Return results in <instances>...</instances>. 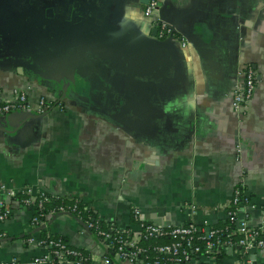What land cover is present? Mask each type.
I'll return each mask as SVG.
<instances>
[{
	"label": "crops",
	"instance_id": "obj_1",
	"mask_svg": "<svg viewBox=\"0 0 264 264\" xmlns=\"http://www.w3.org/2000/svg\"><path fill=\"white\" fill-rule=\"evenodd\" d=\"M29 1L46 10L62 7L57 0ZM83 1L69 4L64 18L51 16L52 26L102 21L106 31L117 32L74 31L76 40H63L52 61L41 52L31 58L0 53V98L24 88L32 108L40 97L57 103L0 117V207L9 213L0 221V264H30L42 254L25 236H40L43 228L87 252L88 264L111 255L68 211H54L32 227V210L20 199L25 187L77 196L120 229L137 228L136 207L158 224L191 220L206 230L227 218L241 182L248 201L239 204L238 218L264 227V0H157L184 45L153 34L138 0ZM4 10L1 24L11 15ZM110 46L115 49L107 51ZM248 64L257 81L238 114L231 90ZM222 247L221 264L242 263V247ZM247 250L251 264H264V247ZM212 259L195 253L189 264Z\"/></svg>",
	"mask_w": 264,
	"mask_h": 264
},
{
	"label": "built area",
	"instance_id": "obj_2",
	"mask_svg": "<svg viewBox=\"0 0 264 264\" xmlns=\"http://www.w3.org/2000/svg\"><path fill=\"white\" fill-rule=\"evenodd\" d=\"M143 14L150 17L151 27L156 30V35L161 38H167L171 36L172 39L178 41L181 45L185 44V39L172 25L165 20L159 12V3L157 0H148L143 4ZM242 78L237 81L232 88L231 105L235 112L242 113L243 107L250 100L257 81L256 69L248 64L242 69ZM51 101H47L44 97H40L36 108H32L28 99L27 91L24 88L16 89L9 97L0 98V116H4L12 111L21 110H44L49 107H54L56 104L51 105ZM243 185L241 182L237 183L234 187V193L231 201V205L228 209L227 218L230 225L233 227L228 232L240 233L241 237L236 240L237 244L243 249L242 263L251 264V258L248 254V248L250 246L264 247V238L260 237L259 233L262 228H255L246 225L245 221L238 218V206L243 201H248L242 194ZM23 194L26 197L22 199L29 207L35 206V199L39 196V206L42 205V201L48 198V195L44 193L32 192L29 187L22 188ZM10 194H15L14 191H10ZM72 197V196H67ZM78 199L74 201L77 202ZM76 207V203L72 208ZM194 206L190 205L192 209ZM59 211H68L64 206H59ZM51 211L48 214H51ZM134 221L137 224V228L120 229L116 227L112 222H106L105 228H99L101 224V218H97L91 221H85L86 226L96 229L97 236L102 241L107 250L111 252V255H104L102 257L103 264H118V261H128L129 263L139 262L140 264H180L182 260L187 261L192 258L191 252L209 254L213 251L216 244L221 245H233L231 239L221 240L219 237L211 239V236L215 234L218 229L210 226L209 230L196 225L193 221L188 220L180 224H158L146 219L139 210L134 207L132 210ZM8 214V209L0 211V221L5 219ZM48 216V215H47ZM45 219L32 215L30 225L36 227L42 225ZM98 228V229H97ZM158 235H169L173 238L170 242L156 244L150 247L154 250V254L145 253L142 257L141 252L145 251V247L140 245L139 241L142 237H151ZM5 233L0 232V238H4ZM202 240L204 243L199 244L194 240ZM28 243L35 242L44 249V252L40 255H35L30 259V264H88L90 257L84 255L81 251L70 246L65 240L60 237H40L29 235L25 238ZM2 239H0L1 243ZM203 245V246H202ZM149 247V246H148Z\"/></svg>",
	"mask_w": 264,
	"mask_h": 264
},
{
	"label": "trees",
	"instance_id": "obj_3",
	"mask_svg": "<svg viewBox=\"0 0 264 264\" xmlns=\"http://www.w3.org/2000/svg\"><path fill=\"white\" fill-rule=\"evenodd\" d=\"M51 105L57 104L55 101L51 100ZM21 194V193H20ZM20 196V195H18ZM24 197H26V194H21L20 199H23ZM78 199L77 202H75L74 200ZM22 201V200H21ZM39 202V196L36 197L35 199V206L34 207H29L32 210V215H37L38 217L42 218V219H46L48 213H50L51 211H59V206H64L65 209L69 210L71 214H73L74 216H78L80 217V219H82L84 222L86 221H91L94 219H97L98 217L91 211V209H89L87 207V205L82 202V200H80L77 196H72V197H67V196H48L47 199L42 201V205L39 206L37 203ZM22 203H24L22 201ZM76 203V207L73 209L72 206L73 204ZM25 204V203H24ZM28 206V204H26ZM4 206L0 207V211L4 210ZM9 214V213H8ZM7 214V216H8ZM132 217L134 219L133 213H132ZM101 224H99V228H105L106 225L103 220H100ZM216 229H218V231L213 234V236H211V239H215L216 237H219L221 240H226V239H231L233 241V245H236L237 242L236 240H238V238L241 237L240 233H231L230 235H228V232L231 230V228L233 227V224L230 225L228 218H226L224 220V222H222L219 225L216 226H212ZM90 230H92V232L96 233V229H94L93 227H89ZM98 229V228H97ZM209 230L206 229L205 231ZM2 230L0 229V232ZM40 237L46 238V237H52V238H56V237H60L63 240H65L62 236L59 235H53L51 233L48 232V230L46 229H41L40 231ZM30 233H28L25 237L29 236ZM260 237L264 238V227L262 229V231L259 233ZM171 240H173V238L169 235H158V236H151V237H142L139 241L140 245L145 247V251L141 252V256L143 257L145 255V253H150V254H154L155 251L151 250L150 247H153L156 244H162V243H167L170 242ZM66 241V240H65ZM195 242L202 244L204 243L202 240L198 239V240H194ZM67 242V241H66ZM70 245V244H69ZM225 245V244H224ZM71 246V245H70ZM149 246V247H148ZM203 246V245H202ZM223 245L221 244H216V246H214L213 251L211 253L208 254V256L210 255L214 261V264H221L222 263V257L224 254V248L222 247ZM227 246V245H226ZM73 247V246H72ZM79 251H81L84 255L89 256V254H87V252L78 249L76 247H73ZM189 252L191 254V256H193L195 253L191 252V248H189ZM108 255L110 256V254L108 253ZM190 260L184 261L182 260L180 262V264H189Z\"/></svg>",
	"mask_w": 264,
	"mask_h": 264
},
{
	"label": "water",
	"instance_id": "obj_4",
	"mask_svg": "<svg viewBox=\"0 0 264 264\" xmlns=\"http://www.w3.org/2000/svg\"><path fill=\"white\" fill-rule=\"evenodd\" d=\"M57 1H58V4H59L57 6H62L60 11H58V7H57L56 10H53V9L52 10H50V9L46 10V9H43L42 5H40L38 7V6H35L36 3L35 4H31V2L29 0H27L26 3H25L24 10L23 11L19 10L17 12L18 17L21 20H23L24 16H26V19L28 18V20H29L30 18L35 16V14L39 13V17H40V20H39V25H40L39 33L43 35L42 39H44L43 40L44 41L43 42V49L41 50V56H43L45 60H49L50 61V59L52 57H56V55H58L57 52H58L59 47L62 44L63 40H65V39L68 40L70 38L76 40L73 37V33H72L74 31L78 30L77 32H81V29H85L86 32L90 31L92 33H95V31H99V33H100L101 30L103 29L105 33H108V35L109 34L112 35L113 33L117 32V30L111 29V28H107V31H106V27L103 26L102 21H100L98 23L96 22L93 26L92 25L88 26L84 20L81 21L80 19H79L78 22H74V19H69L68 21L65 20V21H63L64 25L63 26L60 25L62 28L58 27V29H56L54 26H52L54 24L55 20H53V18H51V16H53V17L55 16V17H58V18H64L66 15H68V14H65L64 11L67 8H69L70 7L69 4H72V3H78L79 6H84V1L83 0H57ZM138 1L141 4H144L148 0H138ZM78 9L80 10V7H78ZM54 12H57V13H54ZM21 15H22V17H21ZM73 15L74 14H71L72 17H73ZM37 16H38V14H37ZM12 17H13V15L11 14V18ZM98 20H100V19L98 18ZM171 25L174 28L173 24H171ZM53 28L56 30V33L51 31ZM87 29H90V30H87ZM7 30H8L7 33L15 32L11 28H7ZM0 31H2V30L0 29ZM5 31L6 30H4V33H5ZM153 34H156V30H154ZM167 38L172 39L171 36H169ZM133 43H136V41L134 40ZM86 45H87V42L83 41V46L82 47L86 48ZM110 45L116 47V45H113L111 43H110ZM112 46L106 47V50L110 51V50H112V48L115 49V47H112ZM42 52H43V54H42ZM28 54H32V53H28ZM33 55H34V53L32 54V56ZM67 79L69 80L68 76H67ZM68 85H69V83L66 84V85L63 84L65 89H67L66 87ZM64 92H65V90H63V93ZM30 111H32V110L29 109V110H21V111H12V112H10V114L12 113L11 115H13V114H19L20 113L22 116H25V115H27V112H30ZM34 111H36V110H34ZM10 114H6L4 116H6V118L9 119L10 118L9 116H11ZM0 117H2V116H0ZM0 239L3 240V238H0ZM104 249L107 251V248H104ZM137 264H140V263L137 262Z\"/></svg>",
	"mask_w": 264,
	"mask_h": 264
},
{
	"label": "flooded vegetation",
	"instance_id": "obj_5",
	"mask_svg": "<svg viewBox=\"0 0 264 264\" xmlns=\"http://www.w3.org/2000/svg\"><path fill=\"white\" fill-rule=\"evenodd\" d=\"M141 5L143 10V4ZM11 6H14L18 11H22L25 6V0H0V9H5L4 11L10 12V14H12V12L9 11ZM12 15V18L11 15H9L10 17H7L8 19L3 20L5 22L2 24L0 23L1 30H6L5 33H2L0 36V53L5 56L16 53L22 54L23 57L27 56L31 58L33 53L37 54L43 49L44 39H42L43 35L39 33V19L36 14L29 20L28 18L26 19V16L23 17V20L19 19L17 13ZM7 28H11L15 32L7 33ZM50 60L52 61L53 59ZM240 75L238 81L242 78V73Z\"/></svg>",
	"mask_w": 264,
	"mask_h": 264
}]
</instances>
